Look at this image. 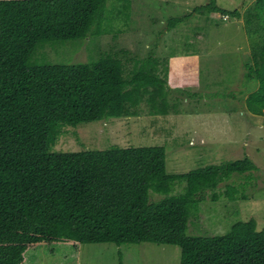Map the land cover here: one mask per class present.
I'll return each mask as SVG.
<instances>
[{
    "label": "trees",
    "instance_id": "trees-1",
    "mask_svg": "<svg viewBox=\"0 0 264 264\" xmlns=\"http://www.w3.org/2000/svg\"><path fill=\"white\" fill-rule=\"evenodd\" d=\"M107 2L0 0V264H22L31 245L54 242L173 245L180 264H264V229L255 219L223 236L187 234L190 206L208 192L218 201L219 184L256 169L249 158L169 174L162 146L52 151L65 126L137 117L143 103L153 115L169 114L157 59L129 77L113 53L91 64L32 61L42 44L86 38L104 21ZM207 12L243 19L258 38L244 66L245 78L258 83L246 107L264 116V0L244 15L212 1L168 26ZM178 182L183 194L150 201L151 191L168 195ZM224 195L234 198L233 188Z\"/></svg>",
    "mask_w": 264,
    "mask_h": 264
},
{
    "label": "rangeland",
    "instance_id": "rangeland-1",
    "mask_svg": "<svg viewBox=\"0 0 264 264\" xmlns=\"http://www.w3.org/2000/svg\"><path fill=\"white\" fill-rule=\"evenodd\" d=\"M212 1L227 11L243 9L244 15L255 0H108L104 21L96 22L86 38L42 44L32 60L91 64L113 53L129 77L157 59V69L170 88L167 116L153 115L143 103L137 117L65 126L53 152L162 146L169 174L244 158L255 164L254 171L235 173L219 184L218 201H212L214 192H208L207 200L190 206V236H223L233 224L251 219L264 229V116L247 110L246 99L258 83L244 75L258 38L247 35L243 19L220 13L197 14L173 29L168 26L171 18ZM227 186L233 188L232 199L224 195ZM185 187L178 182L168 195L151 191L150 201L179 196ZM180 260L181 249L173 245L54 242L31 245L22 264H180Z\"/></svg>",
    "mask_w": 264,
    "mask_h": 264
},
{
    "label": "crops",
    "instance_id": "crops-1",
    "mask_svg": "<svg viewBox=\"0 0 264 264\" xmlns=\"http://www.w3.org/2000/svg\"><path fill=\"white\" fill-rule=\"evenodd\" d=\"M188 57H189V56H186V57H185V56H183V57L181 56V60L184 59V58H188ZM184 60H185V59H184ZM173 64H174V63H173ZM172 72H175V70L172 71Z\"/></svg>",
    "mask_w": 264,
    "mask_h": 264
}]
</instances>
